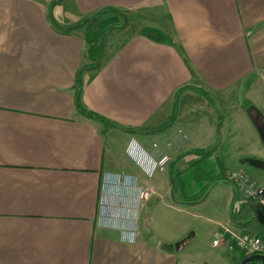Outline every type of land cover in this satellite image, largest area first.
I'll list each match as a JSON object with an SVG mask.
<instances>
[{"label": "crops", "instance_id": "0c3cea01", "mask_svg": "<svg viewBox=\"0 0 264 264\" xmlns=\"http://www.w3.org/2000/svg\"><path fill=\"white\" fill-rule=\"evenodd\" d=\"M108 7L129 21L97 66V27L66 28ZM104 14L101 32L124 19ZM144 27L168 42L144 35ZM79 77L84 107L145 131L80 112ZM184 86L210 97L187 88L176 108ZM174 111L172 125L158 130ZM259 124L264 0H0V264H193L189 244L197 231L169 238L159 226L165 209L188 212L169 199L170 172L190 171L201 148L212 149L204 164L214 176L202 173L198 182L183 173L177 187L185 196L187 184L204 187L188 197L196 200L217 182L197 202L219 188L211 259L238 264L242 252L229 248L230 233L218 245L214 239L224 230L264 235L262 218L235 223L264 211L225 176L244 171L254 184L264 182ZM164 156L172 162L149 172Z\"/></svg>", "mask_w": 264, "mask_h": 264}, {"label": "rangeland", "instance_id": "374dc122", "mask_svg": "<svg viewBox=\"0 0 264 264\" xmlns=\"http://www.w3.org/2000/svg\"><path fill=\"white\" fill-rule=\"evenodd\" d=\"M107 16V14H102L101 17H99L100 19L97 21H92L89 23H86L84 25V27H88L93 26V27H97V29H99V31L101 30V26L104 25V23H106V21L104 20ZM108 22V21H107ZM124 22V19L121 20V22H113V24H109L106 26L109 27L111 26L109 32L107 33L105 42L102 46L103 53H105L104 51H106V44H108V41L110 39V37L113 36H119L122 35L124 33V26H122V23ZM115 26V27H112ZM83 27V28H84ZM105 28V29H106ZM121 28V29H120ZM97 29H95L94 32H97ZM100 37V36H99ZM101 38H99L98 41ZM102 61V57L99 58L98 60ZM98 60L96 61V64L98 62ZM200 114V113H199ZM170 162H172V158L171 156H169ZM202 158V157H201ZM206 169H210V166L208 164H204V160L202 161V163L196 164L194 166H192L190 171H183L181 174L183 173H187L185 174L184 178L190 179L193 178L194 174H206L210 177L214 176V170H212V168L206 172L203 170ZM228 173V172H227ZM227 173H225V176H227ZM169 181H170V177H169ZM203 188L201 185H199L197 188H195V186L189 185L187 184L185 187V192L186 194H188L187 196H185L184 194H182V192L179 190V188L177 187L176 190V199L181 201L180 199H183L182 201H199L201 198L196 200H193L195 198H188V197H194L195 193H203ZM202 190V192H201ZM219 188H216L212 194L210 195L209 199L206 202H201V203H194L192 205H185L183 206L184 208H188V212H178L176 210L173 209H165L162 212L165 214L166 216V222H163L162 225L163 226H159L160 231L162 232V236L164 237H169L172 238L176 233V237H181V235H184L185 232H190L192 230L197 231L196 236L192 239L191 243L189 244L190 247V257L193 261V264H216V260L214 258L211 259V253L215 252V248L211 246V242H212V238H213V232L211 231L214 224L211 222L210 218L212 217V212H216L219 208V205L221 203V199L219 196ZM169 199L171 201L172 197L170 194ZM177 238V239H178ZM219 264V263H217Z\"/></svg>", "mask_w": 264, "mask_h": 264}, {"label": "built area", "instance_id": "2783aa9c", "mask_svg": "<svg viewBox=\"0 0 264 264\" xmlns=\"http://www.w3.org/2000/svg\"><path fill=\"white\" fill-rule=\"evenodd\" d=\"M136 146L139 147L138 144H135L133 149ZM170 159L171 158L169 156H164L158 161L152 160L151 168L148 171L154 172L157 169L163 170L170 163ZM227 178L237 187H239L247 197L257 199L262 205L264 211V182L258 185L254 184L251 181L250 177L244 171H229L227 173ZM141 199H144L143 192H141ZM141 199L139 200V202L142 201ZM227 235L229 236L228 246L230 249H234L235 247H237L240 252H243L247 256L254 254H264V239L257 234H235L228 230H224L217 235L216 239H214V244L218 245L222 240L226 239Z\"/></svg>", "mask_w": 264, "mask_h": 264}, {"label": "trees", "instance_id": "16d2710c", "mask_svg": "<svg viewBox=\"0 0 264 264\" xmlns=\"http://www.w3.org/2000/svg\"><path fill=\"white\" fill-rule=\"evenodd\" d=\"M108 12H116V13H119V14H123L124 12L122 10H119L117 8H113V7H108V8H105V9H102L101 11H99L97 14H104V13H108ZM96 14V15H97ZM83 22V20L81 21ZM110 27H107L106 29H104L102 32L101 30L98 32H96V39H99L102 37L103 33L107 30H109ZM142 33L148 37H150L151 39L155 40V41H158V42H168V39L166 38V36L161 32L159 31V29H156V28H150V27H144L142 29ZM100 36V37H99ZM103 55V48L102 46L100 47V54H99V58L102 57ZM96 66V65H95ZM95 66H91V68H94ZM78 83L81 84V80H80V77L78 78ZM187 88H190V89H193V90H196L198 92H201L202 94H204L205 96H209L208 92H206L205 90H202L200 88H197V87H193V86H184V87H181L177 90L176 94H175V107L177 108V105H178V100H179V97H180V94ZM81 90H82V87L80 89V91L78 92L77 91V97L79 99V102L77 103V108L80 112H82L84 115H86L87 117H90V118H94V119H99L101 120L103 123H105L106 125H109V126H116L118 128H121V129H124L125 131H129V132H132V133H142L144 132L145 130L144 129H141V128H133V127H126V126H123V125H120L118 124L117 122H113L111 121L110 119L106 118V117H103L89 109H87L86 107H84L81 103H80V95H81ZM177 110V109H176ZM176 116H177V112L174 111L173 113V116H171V118L169 119V121L162 127L158 128V130H163L165 128H167L169 125H172L173 121L176 119ZM259 127H261V132L264 134V125H261L259 124ZM211 152H212V149L211 148H201V149H198L196 150L194 153L198 154V155H201L202 158L200 160H198L196 163H202V161L204 159H206V157H209V155H211ZM175 163V162H174ZM182 173V171L180 170H177L176 173H175V178L177 179L178 181V175H180ZM200 174H194L193 176L194 177H198ZM208 176V175H207ZM203 178H205L204 176H202ZM222 176H219L218 178L220 179ZM198 182H201L203 180H200V179H196ZM261 237L264 239V235L260 234ZM247 257L246 254H244L243 252L241 253V256H240V259H239V262L238 264H240V262L245 258ZM257 261L256 260H253V261H250L248 262V264H256Z\"/></svg>", "mask_w": 264, "mask_h": 264}, {"label": "water", "instance_id": "95a60500", "mask_svg": "<svg viewBox=\"0 0 264 264\" xmlns=\"http://www.w3.org/2000/svg\"><path fill=\"white\" fill-rule=\"evenodd\" d=\"M61 0H56V2H60ZM123 17H124V22L122 25H127L128 24V21H129V16L127 13H123L122 14ZM100 14H97V15H93V16H89V17H86L83 22H80L74 26H71V27H68L66 29H71V28H76V27H80L82 26L83 24L89 22V21H96L98 18H99ZM52 19H53V22L55 23V25L58 26V24L56 23L55 19L53 18L52 16ZM59 27V26H58ZM112 27H115V26H112ZM111 29V28H110ZM109 31H106L104 32L103 36H102V46L105 42V39H106V36H107V33ZM101 64V59L98 60L97 62V66H99ZM81 89V84L78 85V92L80 91ZM79 102V99L77 97V103ZM220 125L221 123L219 122L218 124V134L220 136ZM151 132L155 131V130H150ZM170 180H171V197L173 199L174 202H177L178 204H181V205H187V204H194V203H197V202H200V201H204L207 196L209 195L210 191H211V188L215 185V182L214 184H212L210 186V188L207 190V192L204 194V196L199 200V201H179L176 199V187H177V182H176V179H175V176L173 174V171L170 172ZM229 184H232L230 181H228ZM232 189H233V199H232V202L235 200L236 198V189L235 187L232 186ZM257 218H262L264 220V217L262 216H252L248 219V221H235V223L238 225V226H245L250 220L252 219H257ZM253 260H261L263 261V264H264V254H254V255H250V256H247L245 257L242 262L240 264H248V262L250 261H253Z\"/></svg>", "mask_w": 264, "mask_h": 264}]
</instances>
